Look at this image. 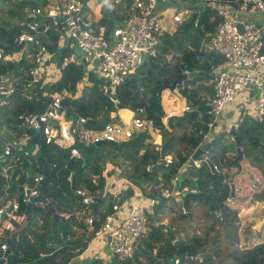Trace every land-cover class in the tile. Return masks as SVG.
<instances>
[{
	"label": "trees",
	"instance_id": "trees-1",
	"mask_svg": "<svg viewBox=\"0 0 264 264\" xmlns=\"http://www.w3.org/2000/svg\"><path fill=\"white\" fill-rule=\"evenodd\" d=\"M3 1L6 3L9 0ZM17 2L21 6L26 4L27 6L32 4L37 5L36 0H19ZM45 2L46 0H43L42 4ZM100 8L101 15L94 23V26L102 25L104 34H107L114 23L124 16V12L119 14L117 10L122 9L117 5L112 6L111 0H103ZM211 14H213L212 11L205 8L204 19L201 24L198 22L196 26L190 24L185 27L187 23H183L182 34H186L188 29L192 31V33L188 35L189 40H191L190 45H192L190 47L169 42L166 34L164 35L166 37L163 36L164 41H160L159 43L160 50L161 48L165 50V47L172 48L173 56L178 57L174 64L175 69L180 67L182 70H197L202 73L209 71L207 66H204L200 62V55L202 56L203 54L201 50L198 49L197 44L202 40L207 31H212L214 29L213 24L207 22V17ZM213 22L215 26L216 19ZM14 31L16 30L6 28L3 24L0 25V49H8L9 45L16 46L12 42V33H15ZM40 33L41 34L37 33V36L50 54L49 58L45 59L44 62H55L58 64L62 54H64L66 50L65 48L58 50L56 46L57 31L55 29H49L46 32ZM151 60L153 61L154 59ZM221 60V56L218 53L213 54L211 65H216L221 62ZM13 63H15V66ZM28 64L29 62L25 58H20L19 60H0V76L3 74L7 75L11 71L12 74H8V76L20 75L19 79L16 81L15 90L7 96V102L0 104V165L9 164L11 165V169H13L21 164L28 153L23 149V146L27 142L23 146L19 147L18 145V139L21 133L24 132L22 130L24 128L17 125L18 115L24 113V111L37 112L43 110L50 94H60L63 91L66 93V105L64 106L66 116L73 117L76 115H84L91 119L90 122H87L88 126L97 127L103 122H109L110 119L107 113L115 111L117 108L116 103H120L129 105L131 110L141 107L144 110V116L150 118L154 125L162 130L161 124L159 123L161 112L159 105L155 101V93L157 92L158 85L161 84V82H166L164 78L160 79L159 77L157 80L153 78V82L149 85L150 87H144L146 88L145 91H150L152 95L150 98L145 99L144 94L146 92L138 96V93L134 92L137 86L135 82H133V78L127 76L126 79L116 87L114 93L115 101H113L99 89L97 85L99 81L95 78L94 73L89 71L87 74L88 80L82 87L81 92L79 95L72 97L71 94L76 93V84L81 80L83 75V64L81 62L76 63L72 61L60 68L56 80H51L43 84L37 83L32 89L27 90L29 98L26 99L19 87L22 86L21 83L26 77V68ZM165 71L166 70H162L161 73ZM150 74L151 70L148 69L146 72L147 81L150 80ZM100 83L101 82H99V85ZM128 87H130V90ZM177 90L178 94L185 97L190 104H198L195 99L196 92L194 88H188L187 85H183L177 88ZM121 91H124V93L121 94ZM129 92L130 94L128 95ZM0 97H4V95H0ZM203 114L204 120L202 128L205 129L207 128L206 123L210 120V116L206 115L204 112ZM190 116L191 115L188 117ZM178 118L183 119L184 117L179 116ZM25 132L27 133V131ZM163 132L162 134H166L165 131ZM234 134L237 136L240 143L241 157L238 159V162H233L236 156V150L231 149L232 145L228 147L229 144H225V139L222 138V135H219L207 142L208 148L206 151L208 162L201 161L197 166H188L185 174L177 178L176 181L175 191L180 192L181 189L186 186L193 188L195 191L193 195L188 196L187 201L181 205L186 213L182 214L180 211V217L186 218L188 216H186L187 212L193 215L190 209L191 203L203 202L206 205L205 209L209 218V223L203 234H199L197 233L198 231L192 230L190 236L184 235L178 242L171 244V227L167 226V228L162 229V224L152 225L147 221L149 219H145V222L149 225V231L141 236L140 243L149 250H155L154 256H148L151 264H166L169 260L172 261L171 258L173 256H178L180 258L177 264H185L188 259H191L189 255L186 256L187 252L200 250V248L206 246L212 248L216 254V252H218V246L216 240L217 231L214 227L215 223H219L225 232L232 229L234 239L231 241L235 244L238 243L237 231L244 230L240 227L241 220H244L248 215L242 213V209L255 205L253 204L255 200H264V193L257 196V193L264 192L262 187L264 179L255 175V172L260 169L264 172V161L263 163L262 161L259 162L261 158L254 155L252 160H250L252 163L248 162L247 165L242 163L245 158L250 159L255 151L261 153V155L263 154L264 157V142H260L261 138L264 139V121L255 123L249 117H246L237 124ZM148 135V131L142 130L130 139L129 142L131 143L122 147L109 142H104L99 145L78 146L77 157H70L67 148H63L54 143L45 144L41 139L37 144V150L29 158L28 166H30V170L28 173L35 174V176L40 175L42 177L40 185L42 195L60 217L57 222L51 225V212L46 204L33 206L27 221L28 223L11 236L9 243L10 253L6 256V263L66 264L71 260L73 254L80 253L83 250L86 239L93 235V229L95 230L97 228L105 215L111 213L112 202H119L123 197L131 194L132 187L138 188L142 193L144 190L143 185H154L158 182L156 178L158 176L157 173L160 172L162 187L170 190L169 179L176 173L174 164L175 162H184L187 156L186 154L184 156H177V159L173 161L174 163L171 162L163 165L159 159L166 152L164 151L166 145H164V149H161L160 153L157 152V150L152 149L150 145L144 142ZM169 138L170 137H168V139ZM3 139H5V142L7 141L12 144L11 150L7 154H3L5 148ZM199 141L200 138H197L193 143L196 144ZM252 146L259 147L252 149ZM212 148H218L221 152L219 157L214 160L217 161L219 165L209 157V152ZM140 149H143V152L139 154ZM117 155L121 156V160L118 162L111 158V156L115 157ZM125 159L129 162L130 166V168L123 172L127 187L123 189L124 194L115 200V196L113 197L110 194H106V189H104L105 176L108 175L112 169L118 172L112 167L114 163V165H122L121 170L124 169L126 166L125 162L124 164H120V162H123ZM211 162H214L218 168L220 163L232 165V167H240L238 168V173L237 170L233 171L229 179L233 183L234 189H236L233 195H230L229 189H226L228 187L227 183L220 181L218 176L219 171L213 172L209 170L208 164ZM254 162L257 164L256 166H254ZM146 165H150L148 169L145 168ZM242 168L243 170L247 168V170H249L247 171L248 173L244 172ZM22 173L14 174L10 180L0 176V196L5 194L6 196H14L19 199L22 189L20 182L25 179ZM67 177L70 179L67 180ZM252 179L255 182H250ZM242 182H244V184L249 182V187L245 189H254L256 191V199L252 197L247 198L244 194L240 196L241 201L235 198L237 192L241 190L238 184L241 185ZM78 186L85 187L93 197L89 210L94 216L91 232L85 230L81 220L75 222V220L72 219L71 213L76 207V200L78 199V196L74 194V190ZM155 193L156 190L151 189L150 197L157 199L156 204H153L152 207L157 211L164 199L160 195L155 196ZM104 196L108 197V205L105 209L98 211L97 208L101 205ZM226 196L229 197L225 198ZM98 198L101 200L97 201ZM238 202H240V204ZM79 207L81 206L79 205ZM79 210H83L85 213L84 209L81 208ZM214 212L216 213L215 215ZM146 216L149 218L150 214ZM191 218H193V216H191ZM194 224L195 223H193V225ZM210 231L213 233V235L209 237L211 241H206L204 238H208ZM253 233H259L260 235L254 240L251 238L248 240V237L239 240L243 248L238 249V247L235 246V248L227 253V257L235 260L232 261L229 259L232 261V264H264V227L256 232L253 231ZM224 243L227 244V242ZM139 257V254L134 252L132 256L126 260H118L113 257L108 264H141L142 262L140 261L142 260ZM203 259L207 261V264H213L211 262V256L205 251L203 252ZM79 264H103V262L101 258L95 257Z\"/></svg>",
	"mask_w": 264,
	"mask_h": 264
},
{
	"label": "built area",
	"instance_id": "built-area-1",
	"mask_svg": "<svg viewBox=\"0 0 264 264\" xmlns=\"http://www.w3.org/2000/svg\"><path fill=\"white\" fill-rule=\"evenodd\" d=\"M201 1L204 6L213 10L217 20L214 29L207 31L202 38L201 49L216 52L222 59L220 64L213 67L211 71L212 95L206 102V113L210 116L206 125L210 128L225 106L235 100L239 94L249 86H260V79L253 70L255 67L264 65L263 33L256 23L240 20L235 11L258 10L264 19V0ZM0 4L3 5L5 2L0 0ZM84 4L85 0H49L43 7L32 4L19 22V31L13 40L15 45L31 44V48L24 47L21 50L20 45L16 55L8 50L0 49L2 61L20 58L28 60L26 77L22 82L24 91L32 89L37 83L49 82L48 79L52 78L50 74H55L69 62L81 60L84 67L93 69V73L100 80V90L105 94H113L116 87L137 66L142 65L146 59L155 58L160 37L166 32V28L159 22L157 0H111L112 6H120L122 10L117 11L119 14L124 12V16L114 23L107 34H104L102 25L94 28L90 20L81 16ZM188 12L189 9L185 8L183 12L171 13V21L182 22V13ZM197 13L191 20L192 26L198 25ZM42 14L45 19L40 21L39 17ZM237 24L242 26L241 31H238ZM40 25L42 27L38 29ZM49 29L57 31L56 46L58 48L70 49L69 47L73 46L77 48L80 54L78 60H75L71 51L66 49L68 52L62 54L55 67L44 62L50 54L45 45L38 41L36 33ZM13 90L12 84H8L6 78L1 77L0 95L9 94ZM27 92L24 96L28 98ZM65 95V91L60 94H50L43 110L18 115L17 125L32 133H39L45 144L54 143L67 148L70 157L78 156V146L92 145L97 141L118 143L131 139L135 131L151 132L156 129L151 119L139 115H131L124 123L110 121L103 122L97 127L88 126L85 116H66L65 107L61 104V98ZM108 97L115 101L110 95ZM191 110L192 106L189 103L181 108L182 112ZM252 117L255 121L264 120V90L254 100ZM236 127L237 124L234 123L230 128H225L224 132L228 134ZM28 138L29 134L25 131L21 133L18 139L19 147L23 146ZM4 143L3 154H7L12 144L7 141ZM206 152V150L203 151L199 159L191 160L192 163L208 162ZM159 160L163 164L172 162L171 157L166 155ZM208 165L212 171H218L215 163ZM149 166L146 165V168L148 169ZM10 168L9 164L0 165V176L6 178ZM177 177V174L174 175L172 180L176 182ZM41 178L40 175L33 177V187L23 184L19 199L5 194L0 196V259L3 258V262L8 255L7 253L4 256V251L8 247L7 238L25 219L24 205L36 195V185ZM189 191L195 192L192 188ZM162 192H164L162 195H167L166 190ZM75 193L81 197V203L88 209L93 201L91 194L86 193L82 188H75ZM154 202L156 199L150 197L144 204L125 206V212H122L119 217L116 212L105 215L94 230V236H108L107 248L111 255L118 260H126L131 256L136 241L149 231L144 211ZM119 207L120 205L116 203L112 205L113 210L119 211ZM251 207L253 205L242 210L246 211ZM182 212L185 213V210L182 209ZM93 218L91 212L86 213L88 225L92 224ZM177 240L178 237H173L170 243L175 244ZM154 251L153 249L152 252ZM171 259L175 264L180 260L178 256H173Z\"/></svg>",
	"mask_w": 264,
	"mask_h": 264
},
{
	"label": "crops",
	"instance_id": "crops-1",
	"mask_svg": "<svg viewBox=\"0 0 264 264\" xmlns=\"http://www.w3.org/2000/svg\"><path fill=\"white\" fill-rule=\"evenodd\" d=\"M11 1H12V3H11ZM17 1H19V0H9L8 2H6L3 5L0 4V10H1L0 25L3 24L6 28H12L13 30H16V31H14L15 33H12L13 34L12 42L15 39L17 32L19 31V27H20L19 22L22 20V18H24L25 14L27 13V11L32 6V5L27 6V4L24 6H21L20 4H18ZM42 1L43 0H36L37 5L40 7L46 6L49 0H46V2L44 4H42ZM160 1L161 0H157V8H160ZM163 2H168V0H163ZM9 3H11V4H9ZM195 3L199 4L200 7L195 8L194 10L190 11V14L192 12L197 13V11H199L197 13L198 19H199V13L201 10H203L204 12H205V8L211 10L209 7L204 6L203 2L201 0H195ZM100 4H101L100 1L97 3L94 0H85L84 6L87 5L92 9V17H86V18L91 21V24L93 25L94 28L96 27V26H94V23L96 22V20L101 15V8H100L101 5ZM211 11L213 14H211L209 17H207V22H209L210 24H213V27H215L213 21L216 19V17H215L213 10H211ZM235 14L242 21L253 22V23H256L257 25H259L261 30H262L263 37H264V19L262 18L261 14L258 10H244V11H239V12L235 11ZM44 19H45V17L42 14L39 17V20L42 21ZM203 19H204V16H203ZM216 23H217V20H216ZM182 24H183V22L182 23H172L171 25L168 24V26L166 27L167 28L166 32L160 37V41L161 42L164 41V37H166V36H167V39L169 41L172 33L176 32L178 30L179 26ZM37 33L41 34L40 32H37ZM37 33H36V38L41 43L40 39L37 36L38 35ZM165 34H166V36H164ZM19 46L9 45V48L4 49V50H8L12 54L16 55V54H18L19 50L20 49L22 50L24 47H26V49H29L28 44L27 45H21V48L19 50H17V48ZM157 47H159V46H157ZM69 48L70 49H68V48H66V49L71 51V53L75 56V60H78L80 54H79V51L77 50V48L75 46L69 47ZM165 48L170 49L171 51H168L167 52L168 54H164V52L158 53V51H157V55L155 56L153 61L151 59H149V60L147 59L142 65L137 66L135 68V70L133 71V73H134V76L138 75L137 70L139 69V67H141L147 63H151L150 65H157L159 62V59H161V61H164L165 63L171 62L172 64H171V67H169V68L166 67V69H164V70H166L165 72L161 73L162 70L157 71V73L154 76L155 80L159 79V77H160V79L164 78L166 80V82H163V83L161 82V84L170 83L176 77L177 71H180V72L185 73V78L183 79L182 84L187 85L188 88H194L195 89V92H196L195 93V96H196L195 99L197 100L198 104H196V103L190 104L186 100L185 97L180 96L178 94L177 88H179L181 86L176 85L173 91H169L166 88L161 89L160 91L157 90V92L155 93V96H156L155 101L157 102L159 107H160V102H161L163 104V108H164V111L162 113H160L161 115H160V121H159V123L161 124L162 130L158 129V127L155 126V128H156L155 131H151V132L149 131L148 137L145 138V140H144V142L147 145H150L152 149L157 150V152H159V153H160L161 149L162 150L164 149V145H166V148L164 149V151H166V152L164 153V155L170 156L172 159V162L175 159H177V156H184L186 154L187 157H186V160L184 162H182V163L175 162L176 164H179V167H177V168L175 167V168H176V172L178 174V177L180 178L181 175L185 174V172H186L185 168H188V166H191L193 164L192 161L190 160V158H191L190 155L193 153V151L198 146L207 143L209 140H212L216 136H219V135L223 136V133H225L224 132L225 128H228V127L230 128V126L234 123L238 124L241 120H243L246 117L247 118L249 117L255 123L258 122V121H255L253 119L252 110H253L254 100L256 99L257 95L262 90H264V65H260L258 67H255L253 70L254 73L260 79V82H261L260 86H258V87L257 86H249L247 89H245L241 94H239L236 97L235 100H233L231 103H229L228 105L225 106L223 111L217 116V118H215V120L212 123L210 128L203 129L202 128L203 120H204L203 112L207 115V113H206V102L210 99V97L212 95V81L210 78L211 77V71L213 70V67H216L220 64V62H219L216 65H211L212 55L217 54V53L213 52V51H204L201 49V46H200L198 49L201 50V52L203 54L202 56L200 55V58H201L200 62L204 66H207L209 71H207L206 73H202V72H199L197 70H192V72L189 76V74H188L189 71L182 70L180 67H178L177 69L174 68L175 61L178 57L173 56V51H172L171 47H165ZM60 49L61 48H58V50H60ZM66 52H68V51L66 50ZM158 54H159V56H158ZM157 56L159 57L158 59H157ZM162 56H167V59H164ZM168 57H170L171 59H169ZM6 60H15V59H6ZM74 62H76V63L81 62L83 64V62L81 60H79V62L78 61H74ZM46 64L50 65L51 67H55L57 65V63H55V62H53V63L49 62ZM84 66L85 65L83 64L82 78L80 81L77 82L76 93L71 94L72 97L79 95V93L81 92L82 87L84 86V84L88 80V77H87L88 72L92 71V73H93V69H90L89 67H84ZM59 70L60 69H58L55 74L49 75L50 77H52L51 79H48L49 82L51 80L54 81V80H56V78H58ZM149 70H151V68H149ZM11 72H9L8 74H12ZM146 72L147 71H145L143 75L139 74L140 75L139 83L141 85L139 88H138V82L135 79V77L132 75H128L129 77L133 78V82H135V84L137 86L136 89L134 90V92H136V93L146 92L145 91L146 88H144V87L145 86L150 87L149 85H151L152 82H149L146 80V77H147ZM8 74L7 75L3 74L2 76H0V78L1 77L6 78L7 83L12 84V86L15 90L16 81L19 79L20 75L19 74H17L16 76L12 75V77H11L10 75L8 76ZM85 74H86V78H84ZM95 78L100 82V80L96 76H95ZM99 82L97 83V85L99 86V89H100ZM146 82H148V85L144 84ZM21 85H22V83H21ZM20 88H21L22 94L26 95L27 91L23 90V86H20L19 89ZM128 89L130 90V87H128ZM114 93L113 94H106V95H110L111 97H113V99H115ZM8 95L9 94H6V95H4V97H0V104L7 102V100H8L7 96ZM138 95H140V93H138ZM144 96L146 99V98H150L152 95H151V92L149 91L148 93L146 92L144 94ZM64 97H66V95ZM28 98L26 97V99H28ZM157 100H159V101H157ZM188 103L190 104V106H192V110H195V111H194V113L192 112V114L187 113V115H185L186 112H188V111L182 112L181 108L183 105L188 104ZM143 113H144V110L141 107H138L137 109H135L133 111L126 108V107H117L115 111L109 112L108 118L110 119L111 122H112V119L116 118V122L124 123L125 120H127L131 115H135V114L139 115L141 117H144V118H148V117L144 116ZM189 115H191V116L188 117ZM179 116H182L184 118L179 119L178 118ZM86 118H87V122L91 121L90 118H88V117H86ZM148 119H150V118H148ZM262 121H264V120H262ZM87 122H86V124H87ZM22 128H24V127H22ZM22 130L27 131V133L29 134V138L26 141L28 144L26 143L27 145L25 144L26 146L25 145L23 146V149H25L28 152L26 157L24 158V159H26L25 166L23 168H21L20 171L16 172V173H22L23 172L22 174H24V176H25V179L22 182H20L21 186H23V184H26V177L27 176H32V178L35 176V174L28 173V171L30 169L26 170L25 167L28 166L30 156L35 153V151L37 150V144L42 139L39 133H32L31 131L27 130L26 128H24ZM163 131H165L166 134H162V133H164ZM234 131H235V129H234ZM35 134H37V137H34ZM227 135L229 137L228 136L226 137L225 144H230V142L232 141V148L231 149L235 150L236 145H235V143L233 144L234 140H233L232 134L229 132ZM134 136H135V134H134ZM168 137H170V138L168 139ZM197 138H200V141L197 142L196 144H194L193 142ZM3 140L5 142V139H3ZM260 142H264V139L261 138ZM141 152H143V149L139 150V154ZM116 153H114V154H116ZM111 158L113 160H116L117 162L121 160V156H119V155H117L115 157L111 156ZM199 158H197V159H199ZM23 160H22V162H23ZM238 161L239 160L233 161V162L235 163ZM22 162H21V164H22ZM124 162L126 164L124 169L121 170L122 165H114L115 164L114 163L113 164L114 166L112 165V167L114 168V170H117L118 172L113 171V169H112V171L110 170V173L105 176L104 189H106V194L107 195L110 194L113 197L115 196V200H116V198L121 197L124 194L123 189L127 187L126 179L123 176V172L126 171L128 168H130V166H129V162L126 159L123 162H120V164H124ZM214 162L218 164L217 161H214ZM214 162H211V163H214ZM21 164L16 166V167H20ZM198 164L199 163L194 164V166H197ZM163 165H166V164H163ZM228 166L232 167V165H228ZM16 167H14V168H16ZM208 167H209V170L212 171V169L210 168L209 165H208ZM219 168H220V166H219ZM238 168H240V167H238ZM10 169L8 170V175L6 177L8 180H10V178L14 174H16V173H14L12 176H9V173L12 170V169L11 170ZM157 174H158V176L156 179L158 182H156L154 185L153 184L143 185L144 190L142 193L139 191L138 188L132 187L131 194L123 197L122 200L119 202H116V201L112 202V204L118 203L120 205L119 211L112 209L110 212L111 213L116 212L117 216L119 217L122 212H125V206H128L130 204H144L148 200V198H150V196H151L150 195L151 189H153V190L155 189L156 193L154 195L155 196L160 195L161 197H163L164 200L161 203L160 208L156 211L152 207V205L156 204V202H157V199L155 198L156 202H154L153 204L148 205L146 207V209L144 211V217L146 220L149 219V220H147L149 222V224H152V225L162 224L164 227V228L162 227V229L167 228V226L171 227L172 237H178V241H179V239L182 238L184 235L190 236L192 233L191 228L188 227L186 229L180 230L178 228L181 226H179V224L175 223L176 220L182 219V217H180V213L178 212V210L181 211L182 214H184L182 212L183 206H181V205H183V203L178 204V202L181 200V197L179 195V192L175 191L174 188L167 190L168 188L165 189L162 187V180L160 178V172H158ZM68 176H70V175H68ZM69 179L70 178L67 177V180H69ZM174 183H175V181H173L172 177H170V179H169L170 187L172 185H174ZM40 185H41V183H40ZM77 188H82L86 193L90 194V192L85 187L78 186ZM229 188H230V186H229ZM234 188H233V192L235 193L236 189L234 190ZM164 190H166L165 194H167V195H162V193H164L162 191H164ZM74 194H76L75 190H74ZM230 195H231V193H230ZM76 196H78V199L76 200V207L72 210V213H71L72 219H74L75 222L77 220H81L84 227H85V230L87 232H91L92 228H93L92 224L88 225V223L86 221V213L91 212V211H89L91 204H89L88 209H86L84 207V205L81 203V197L78 194H76ZM100 200L101 199L98 198L97 201H100ZM30 203H31V212H32L33 206H36V205L40 206L42 204H45V203H42L40 201H33V200H31ZM257 203H263L264 204V200H259V201L255 200L253 202V204H255V205ZM79 205L81 207H79ZM107 205L108 204H105V203L103 204V202H101V205L99 206V208H97V210L101 211V210L105 209V207ZM25 206H26V204L24 205V207ZM46 206H47V204H46ZM50 207L53 209L51 204H50ZM81 208L85 210V213L83 212V210L82 211L79 210ZM177 208H179V209L177 210ZM203 208H204V213L206 216L207 215L206 209H205V207H203ZM49 210L52 213V210L50 208H49ZM24 211L26 213V217L24 220H22V222H20V224H19V226L15 232L22 229L28 223L27 221H28V218H29L31 212L28 213L25 210V208H24ZM51 213H50V219H51ZM148 214H150L149 218L146 216ZM96 215H95V217H96ZM186 216H187V214H186ZM191 216H193V215H191ZM186 218H188V216ZM196 218H197V214H196ZM188 220L190 221V220H192V218L190 217V219L188 218ZM193 223L194 222H188L189 226L193 225ZM72 226L74 227L73 223H72ZM93 231H94V229H93ZM87 235H90V234H87ZM107 249L108 248H107L106 237L94 236V232H93V235L91 237H88V239H86L85 246H84L83 250L80 253L73 254L71 256V260H69L66 264H79L83 261H89L90 259L95 258V257L101 258L103 264H108L110 262V258L112 255H111L110 251H109L110 254L108 253ZM169 261H171V260H169ZM147 264H151V263L147 262Z\"/></svg>",
	"mask_w": 264,
	"mask_h": 264
},
{
	"label": "rangeland",
	"instance_id": "rangeland-1",
	"mask_svg": "<svg viewBox=\"0 0 264 264\" xmlns=\"http://www.w3.org/2000/svg\"><path fill=\"white\" fill-rule=\"evenodd\" d=\"M97 3L101 0H94ZM200 5L195 3V0H169L168 2H163V0L160 1V8H157V12L160 14L159 15V22L163 25L164 28H166L168 26V24H172V23H178V22H174L171 21V13H174L176 11H181L183 12L185 8L189 9V12L187 14L182 13V22L183 23H187L189 22L190 19V11L194 10L195 8H199ZM81 16L83 17H92V9L85 5L81 11ZM172 22V23H171ZM180 22V23H182ZM182 27L183 24L179 26L178 30L174 33H172V35L170 36L169 41L173 42V43H179L181 46H187L190 47L192 45H190L191 40H189L188 35H190L192 33L191 29H188L186 34H182ZM167 29V28H166ZM202 45L201 41H199V43L197 44L198 48ZM158 53L160 52H164V54H168V51H171L170 49H166L163 50L160 47H156ZM159 56V54H158ZM157 56V59L159 58ZM161 57V56H160ZM164 59H167V56H162ZM169 59H171L170 57H168ZM147 60V59H146ZM149 60V59H148ZM169 61V60H168ZM167 62V61H166ZM151 63H147L144 64L143 66L139 67V69L137 70L138 75L139 74H144L145 71H147L149 68H151V74H150V80H148L149 82H153V78L155 76V74L157 73V71L164 70L166 69V67H171V62H167L165 63L164 61H161V59H159V62L157 65H150ZM13 65L15 66V63H13ZM192 71H189V76L191 74ZM145 85H148V82L144 83ZM149 91H147L148 93ZM124 93V91H121V94ZM140 94L144 93V92H138ZM130 94V92L128 93V95ZM139 96V95H138ZM164 111L163 108V104L160 102V112L162 113ZM107 116H109V113H107ZM228 135L226 133H223L222 138L226 139ZM229 137V136H228ZM234 144V141H233ZM232 145V141L230 142L229 146L230 147ZM234 146V145H233ZM259 146H252V149H256ZM231 153L233 154V152L231 151ZM221 154V152L219 151L218 148H212L209 152V157L212 160H216L219 155ZM257 155L261 158V160L259 162L264 161V157L263 154L261 155V153L258 152H254L252 157L250 159L245 158L242 163H245L246 165L248 164V162H250V160H252L253 156ZM252 163V162H250ZM257 164L254 162V166H256ZM29 166H26L25 169L29 170ZM238 170V167H229L228 165L222 164L220 163V168H218V176L220 181L222 182H226L228 187L226 189H229V192L231 190V188H229V184L231 183V181L229 180L231 178V175L233 174V171ZM243 170V168H242ZM257 170V169H256ZM244 172H247L249 170H243ZM214 172V171H213ZM248 173V172H247ZM255 175L259 178H263L264 179V172L262 171V169H260L259 171L255 172ZM250 182H255L253 179ZM260 182V180H259ZM238 184V183H237ZM226 185V186H227ZM244 185V186H241ZM241 185L238 184V186L241 187V190H239L235 196L236 199H238L239 201H241V197L243 194L244 196H246L247 198L252 197L253 199H256V191L254 189H245L247 187H249V182H246L244 184V182L241 183ZM251 186V185H250ZM263 187V191H264V183L262 185ZM252 188V187H251ZM261 193L264 192H259L257 193V196H260ZM228 194V193H227ZM179 195L181 197V200L178 202V204H182L185 203L187 201V197L188 196H192L193 193L190 192L189 190H185V189H181V191L179 192ZM229 196H226L225 198H228ZM103 204H107L108 203V197L104 196L103 199ZM240 204V202H238ZM206 205L201 202V203H191L190 204V209L192 210L193 213V218L192 220H188V218H182L180 220H176L175 223L179 224L178 229L182 230V229H186V228H191V231H198L197 233L199 234H203L204 230L207 228V224L209 223V218L204 213V208ZM179 208H177L178 210ZM245 209V208H244ZM178 212H180L178 210ZM244 214H248L247 217L244 220H241V229H244L243 231H237L238 234V243L235 244L233 243V239H234V235H233V230L230 229L229 231L225 232L223 227L219 225V223H215L214 227L216 228L217 231V236H216V240H217V246H218V252H216V254L214 253V251L212 250V248H208V246L206 247H202L200 248V250L198 251V253L196 255L193 256V258L188 259L186 261L185 264H207V261H205L203 259V252L205 251L206 253H208L211 258H212V263L213 264H232V261H235L234 259L227 257V253L235 248V246L238 247V249H241L243 247H241V244L239 243V240H242L245 237H248V240L251 239H255L257 236H259V233H253V231H258L260 229H262L264 227V204L263 203H257L256 205H254L253 207L246 209V211H241ZM196 214H197V218H196ZM259 220H263V222L260 224L258 229H254L253 226L254 224H256L257 222H259ZM188 222H194V225L189 226ZM187 225V226H186ZM179 231V230H178ZM215 231V232H216ZM210 234L208 235V238H204L206 241H211L209 237H211L213 235V233L210 231ZM14 233H11L10 237L13 236ZM104 237V236H102ZM232 240V241H231ZM224 242H227V244H225ZM213 247V246H212ZM108 253L109 250L107 249ZM136 253L139 254V258L142 260L140 262H142L143 264H147V262H149V254L143 253L140 250H137ZM110 254V253H109ZM215 254V255H214ZM111 258H113L111 256ZM110 258V260H111ZM232 261H230V260ZM141 263V264H142ZM166 264H175L172 261H168Z\"/></svg>",
	"mask_w": 264,
	"mask_h": 264
},
{
	"label": "water",
	"instance_id": "water-1",
	"mask_svg": "<svg viewBox=\"0 0 264 264\" xmlns=\"http://www.w3.org/2000/svg\"><path fill=\"white\" fill-rule=\"evenodd\" d=\"M195 14H196L195 12H192V13L190 14L189 22H187V24H186L185 27H187L188 25L191 24V20L195 17ZM203 16H204V11L201 10L200 13H199V22H200V24H201L202 21H203ZM236 26H237L238 31H241V30H242V26H241L240 24H237ZM41 27H42V26L40 25L38 29H41ZM185 27H184V28H185ZM32 31H33V30H32ZM19 45H21V43L17 44V46H19ZM28 45H29V49H30L31 44H28ZM129 75L134 76V73H131V74H129ZM134 77H135V79H136L137 82H138V88H139V87L141 86L140 83H139V77H140V75H135ZM184 78H185V73L180 72V71H177L176 77H175L170 83H167V84H159L158 87H157V90L160 91L161 89L166 88V89H168L169 91H173L176 85H178V86H182V85H183V84H182V81H183ZM112 98H113V97H112ZM157 101H159V100H157ZM61 103H62L63 106L66 104V97H62V98H61ZM116 106H117V107H126V108H129V109H130L129 105H127V104H120V103H118V104H116ZM194 111H195V110H191L190 112H186L185 115H187V113H192V112H194ZM112 121H116V118H115V119H112ZM138 133H139V131H136V132H135V135H137ZM230 133L232 134V136H233V140H234V143H235V145H236V147H235V150H236V156H235V158H234V161H237V160L240 159V157H241V151H240V145H239L240 143H239V141H238V139H237V136L234 134V129H231ZM34 137H37V134H35ZM103 142H104V141H97V142L94 143V145H99V144H101V143H103ZM129 143H131V142H128V141H122V142H119L117 145H118L119 147H122V146H126V145H128ZM207 148H208V143H205V144H203V145L198 146V147L193 151V153L190 155V157H191L190 159H191V160H194V159H196V158H199V157L202 155L203 151H205ZM25 163H26V159L23 160V162H22V164H21L20 167H16V168L12 169V170L10 171V173H9V176H12L14 173L20 171L21 168H23V167L25 166ZM174 165H175L176 168L179 167V164H176V163H175ZM237 173H238V170H237ZM26 185H27L28 187H33V186H34V181H33L32 176H27V177H26ZM229 185H230V188H231L230 193H231V195H233V193H234V192H233V188H234L233 183L231 182ZM36 188H37V193H36V195L32 198V200H33V201H40V202H42V203H45V204H47V206L52 210V213H51V225H52V224H54V223L59 219L60 216H59L56 212H54V210L50 207L49 202H46V199L44 198V196L42 195V192H41V186H40V183L36 185ZM25 210H26L28 213L31 212V203H30V202H28V203L26 204V206H25ZM187 215H188V218L190 219V217H191V213H190V212H187ZM262 222H263V220H260L259 222H257L256 224H254L253 228H254V229H258L259 226H260V224H261ZM106 239L108 240V236H106ZM9 242H10V239L7 238L8 247H7V249L4 251V256L9 252ZM136 250H140V251L143 252V253H146V254H149V255H151V256H154V253H153L151 250H149V249L143 247V246L141 245L140 241H136V243H135V245H134V248H133L131 254H133ZM197 253H198V250H196V251H192V252H187V254H189V255H191V256H192V255H196ZM3 260H4L3 258L0 259V264H4V263H3Z\"/></svg>",
	"mask_w": 264,
	"mask_h": 264
},
{
	"label": "clouds",
	"instance_id": "clouds-1",
	"mask_svg": "<svg viewBox=\"0 0 264 264\" xmlns=\"http://www.w3.org/2000/svg\"><path fill=\"white\" fill-rule=\"evenodd\" d=\"M131 73H133V72H131ZM131 73H130V74H131ZM128 75H129V74H128ZM128 75H127V76H128ZM121 83H122V82H121ZM110 99H111V98H110ZM61 104H62V103H61ZM116 104H118V103H116ZM65 105H66V104H65ZM65 105H64V106H65ZM116 107H117V106H116ZM128 109H129V108H128ZM130 110H131V109H130ZM132 111H133V110H132ZM82 116H84V115H82ZM73 117H75V116H73ZM86 122H87V118H86ZM106 122H107V121H106ZM109 122H110V121H109ZM112 122H116V121H112ZM135 132H136V131H135ZM134 134H135V133H134ZM133 136H134V135H133ZM132 138H133V137H132ZM127 141L129 142L130 139L127 140ZM109 143H111V142H109ZM118 143H119V142H118ZM118 143H115V144H118ZM92 145H94V144H92ZM88 146H89V145H88ZM196 159H197V158H196ZM190 160H191V159H190ZM199 163H200V162H199ZM192 165H194V164H192ZM145 168H146V166H145ZM146 169H147V168H146ZM185 169H186V168H185ZM176 174H177V172H176L174 175H176ZM174 175H173V176H174ZM173 176H172V177H173ZM177 176H178V174H177ZM177 178H179V177H177ZM176 181H177V179H176ZM39 183H41V181H40ZM175 187H176V182H175L174 186H173V185L171 186V189H173V188L175 189ZM36 189H37V188H36ZM182 189L189 190V189H191V188H189V187L186 186V187H183ZM192 189H193V188H192ZM234 190H235V189H234ZM192 193H194V192H192ZM185 213H186V211H185ZM172 238H173V237H172ZM172 238H171V239H172ZM9 239L11 240V237H9ZM138 241H140V239H139ZM177 241H178V240H177ZM9 243H10V242H9ZM151 251H152V250H151ZM9 253H10V247H9V252H8V254H9ZM188 255H189V254H187L186 256H188ZM131 256H132V254H131ZM131 256H130V257H131ZM193 256H194V255H192V256L189 255L190 258H193ZM112 257H113V256H112ZM130 257H129V258H130ZM5 262H6V259H5ZM5 262H3V263H4V264H7V263H5Z\"/></svg>",
	"mask_w": 264,
	"mask_h": 264
}]
</instances>
